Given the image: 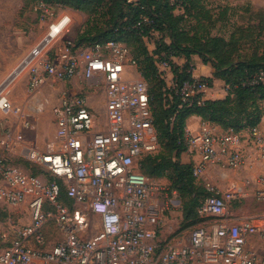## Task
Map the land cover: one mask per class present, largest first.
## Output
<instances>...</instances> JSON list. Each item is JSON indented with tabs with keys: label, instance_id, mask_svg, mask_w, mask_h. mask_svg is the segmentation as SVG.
Returning a JSON list of instances; mask_svg holds the SVG:
<instances>
[{
	"label": "built area",
	"instance_id": "built-area-1",
	"mask_svg": "<svg viewBox=\"0 0 264 264\" xmlns=\"http://www.w3.org/2000/svg\"><path fill=\"white\" fill-rule=\"evenodd\" d=\"M37 8L43 17L52 14L43 0ZM70 21L63 15L52 22L46 45L30 52L14 76L27 69L30 90L77 79L79 88L63 89L53 107L56 132L44 148L26 140L29 114L0 94V110L21 116L18 126L3 131L0 126V202L28 205L31 217L23 226L11 218L5 223L0 207V240L7 243L0 264H264V257L247 247L251 236L264 238V212L237 218L230 213L251 181L222 188L205 177L213 166L239 170L264 164V129L257 124L219 132L204 123L192 133L185 126L192 173L207 191L197 208L202 220L187 239L160 240L164 193L143 171L145 157L161 149L148 83L121 40L77 46L69 38L58 44ZM158 67L162 76L171 72L166 61ZM189 71L180 95L188 102L201 94V102L210 86L192 67ZM259 82L263 71L250 84ZM97 94L103 116L89 101ZM13 154L49 175L34 173ZM254 179L255 198L264 201V170ZM91 214L98 215V226ZM51 230L60 239L47 249Z\"/></svg>",
	"mask_w": 264,
	"mask_h": 264
},
{
	"label": "trees",
	"instance_id": "trees-1",
	"mask_svg": "<svg viewBox=\"0 0 264 264\" xmlns=\"http://www.w3.org/2000/svg\"><path fill=\"white\" fill-rule=\"evenodd\" d=\"M43 1L52 7L69 6L92 12L96 11L98 6L105 5L106 0ZM114 1L118 8V13L112 14L115 22L107 21L109 26L103 28L100 27V22L90 26L89 19L87 28L74 39L75 43L77 46L92 45L97 41L115 39L125 42L130 48L138 71L148 83L151 109L161 144V149L157 153L145 157L143 171L151 178L165 176L169 179L172 187L170 189L175 190L182 200L183 223L185 219H194L196 226L202 220L197 208L207 191L194 177L192 162L180 160L181 153L188 149L185 137L186 121L188 117L197 115L205 123L217 124L225 130L235 131L259 124L264 117V82L250 84V81L259 72H264V49L260 54L256 50L247 58H239L240 54L237 55L239 47L236 46L237 40L234 34L231 40H226L222 36H190L180 24L188 14H194L197 18L208 16V9L203 5L202 0ZM181 3L184 12L175 14L176 5ZM126 8L129 10L126 11ZM138 22H141L140 25H137ZM152 29L160 33L167 32L171 39L170 43L163 42L164 52H157L158 55L159 53L164 55L159 56L160 62L169 63L178 82L177 88L171 91V98L166 94L167 83L156 58L150 56L147 49L143 48L144 58L137 59L138 54L133 53L126 39L127 35L143 38L152 33ZM186 39L190 42L185 43ZM195 54L199 55L204 63L212 62L215 68L213 76L221 78L226 85L225 97L204 99L199 102L201 94H198L188 102L182 100L179 91L184 81L191 78V72L188 70L192 67L191 61ZM175 56L185 57L186 63L183 66L174 65ZM211 78L204 77L207 82ZM63 198L70 202L64 194Z\"/></svg>",
	"mask_w": 264,
	"mask_h": 264
},
{
	"label": "rangeland",
	"instance_id": "rangeland-1",
	"mask_svg": "<svg viewBox=\"0 0 264 264\" xmlns=\"http://www.w3.org/2000/svg\"><path fill=\"white\" fill-rule=\"evenodd\" d=\"M172 1L175 2L174 0ZM202 3L208 9L207 17L197 18L194 14H188L186 19L180 24L181 28L186 30L190 36H222L226 40H231L234 34L237 40L236 46L239 47L237 53V55L240 54L239 58H247L256 50H258L259 54L262 52L264 49V0H202ZM104 4V7L100 5L96 11L92 12L77 10L69 6H55L51 8L52 14L43 17L41 11L37 8V2L35 0H0V94L7 95L13 101L14 105L22 106L25 110L27 109V105L32 107V109L26 110L29 114L30 124L32 123L31 129H29L30 126L24 130L28 142L34 141V145L44 148L46 143L54 138L56 132V116L53 112V107L58 104L59 90L58 88H52L49 84H43L37 90H30L27 69H24L15 78L14 76L17 70L30 52L45 44V38L49 32L50 24L59 20L63 15H69L71 17L70 28L67 32L63 33L61 39L57 41L58 44L67 41L69 38H77L78 34L87 28L89 19L90 26L93 23L95 24V22H100V27L106 28L109 26L107 21L114 23L112 14L118 13L115 1L106 0ZM181 5L182 3L176 5L174 9L175 14L184 12V8ZM125 10L128 11L129 9L126 8ZM192 11L195 12L193 9ZM126 39L133 53L135 55L138 54V56L136 55L137 59L144 58L145 55L143 56L142 51L143 48H146L149 55L154 56L159 64V56L162 57L164 55L161 53L158 55L157 52H164L163 42L170 43L171 41L167 32L160 33L155 29H152V33L143 36V38L127 35ZM184 42L189 43L190 40L186 39ZM195 55L197 57V54ZM181 58L185 57L175 56L174 65L183 66L186 60L182 64H179L178 62ZM199 61L202 62V58ZM191 62L194 71L196 65L193 61ZM204 64L209 66L214 73L215 68L211 61ZM203 68V65L198 67V72L204 71ZM137 75L136 72H133L134 78ZM163 75L167 83L166 94L170 96L171 91L177 88L178 82L172 70L171 72L169 70L164 71ZM203 77L208 78L205 75ZM211 77L209 84L213 85L214 79L219 77ZM41 89L45 92V99L43 98L44 101L42 104L36 101L35 98L37 92L41 91ZM99 95H92L94 101L93 106L103 116L104 108ZM20 119L21 116L16 113H6L0 110L1 131L4 130L3 127L18 126L21 121ZM2 150L3 148L0 144V153ZM12 156L17 163H20L29 170L36 171L40 174L44 173L47 176L49 175L48 172L31 167L30 163H26V159L19 157L18 154H13ZM228 171H232V178L238 180L242 178L243 181L250 179L248 177L243 178L240 172L242 170L240 169H229ZM152 179L162 188L164 193L162 200L164 202V208L160 222V240L173 237L187 239L189 233L195 227L196 221L194 219H185V224L183 223L184 216L181 217L182 200L178 193L170 189L172 188L171 182L167 177H153ZM248 196H251L254 208L264 205V201L259 202L255 198V188L252 186H246L244 196L235 200L233 205L244 203ZM177 198L181 200V204L175 201ZM231 208L233 209V206ZM19 210L21 212L22 208H15L14 211L10 212L2 211V220L6 223V220L11 218L20 226L28 224L29 214L27 209L25 212L22 211V213H18ZM91 219L93 224L99 225L98 215L91 214ZM59 239V234L55 230H51L46 246L47 249L51 248ZM6 245L7 243L0 240V250Z\"/></svg>",
	"mask_w": 264,
	"mask_h": 264
},
{
	"label": "crops",
	"instance_id": "crops-1",
	"mask_svg": "<svg viewBox=\"0 0 264 264\" xmlns=\"http://www.w3.org/2000/svg\"><path fill=\"white\" fill-rule=\"evenodd\" d=\"M185 58H181L180 61L178 62L179 64H182L183 61H185ZM199 60H201L200 56L197 55H193L192 57V61L194 62V64L196 65L195 70L193 71V74L195 76H207V77H211L213 76V72L211 71V68L209 66H207L206 64H204V62H200ZM201 65L204 66L202 72H198V67H201ZM210 70H209V68ZM45 84H49L52 88L56 89L58 88V102H59V98L61 96V93L63 91V89H66L68 87H70L71 89H78V85H77V79L75 78L74 80H72L70 82V84H65L63 82H47ZM227 94V89L225 86V83L222 79L220 78H215L213 81V85H211L208 90L204 93V97L205 99H216V98H223L225 97ZM36 101H39L41 104L44 101L43 98L45 99V92L42 91H38L36 96ZM90 103L93 105L94 101H93V96L91 95L89 98ZM24 108V107H23ZM32 109V107H30L29 105H27V109L26 110H30ZM25 110V109H24ZM25 110V111H26ZM205 122H203L202 118L200 116L197 115H192L190 117H188L187 121H186V127L189 129L190 132L194 133L196 132L201 125H203ZM209 125H211L213 128H215L217 131L219 132H225L226 130L223 129L221 126L217 125V124H211L208 123ZM259 125L264 129V117L262 119V121L259 123ZM31 126V127H30ZM30 127V128H29ZM29 129L32 128V123L29 125ZM30 143L34 144V141H30ZM39 147V146H38ZM181 161L182 162H191L192 157H191V153L190 151L187 149L186 151L182 152L181 155ZM229 169H224L222 167H210L205 175V177L208 180H211L212 182L218 184L219 186H221L222 188H228L229 186H231V184L233 182H246L242 180V178H240L239 180L236 178H232V171H228ZM240 171L243 178L244 177H248L251 181V186L254 187L253 184L254 183V178L261 173L264 170V164H252L249 165L247 164L246 166H244L243 168H241ZM241 176V177H242ZM1 183V181H0ZM173 192L177 193L175 190H173ZM175 201L177 203L181 204V200L179 198L175 199ZM261 202V201H259ZM263 202V201H262ZM258 204V201H257ZM233 209H230V213L234 216V218L237 217H242V216H254V215H258L260 213L264 212V205H260L258 207H253V202L251 199V196L246 198V201L244 203H241L239 205H232ZM0 207H1V212L2 211H14V207L8 206L7 204L0 202ZM20 208H22L21 212L19 210L18 213H22L26 211H28L29 214V222L31 220L30 217V211H29V207L28 205H22ZM183 212L181 211V217H183ZM14 220V219H13ZM15 223H17L14 220ZM28 222V223H29ZM18 225V224H17ZM247 247L254 250L259 256L264 257V238L258 236V235H253L249 238L248 243H247Z\"/></svg>",
	"mask_w": 264,
	"mask_h": 264
}]
</instances>
